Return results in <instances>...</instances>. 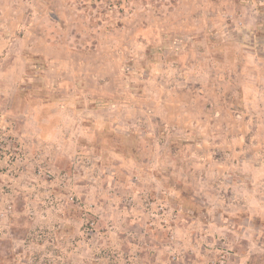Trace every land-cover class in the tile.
I'll return each instance as SVG.
<instances>
[{
  "label": "rangeland",
  "instance_id": "obj_1",
  "mask_svg": "<svg viewBox=\"0 0 264 264\" xmlns=\"http://www.w3.org/2000/svg\"><path fill=\"white\" fill-rule=\"evenodd\" d=\"M0 264H264V0H0Z\"/></svg>",
  "mask_w": 264,
  "mask_h": 264
}]
</instances>
